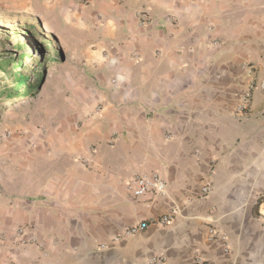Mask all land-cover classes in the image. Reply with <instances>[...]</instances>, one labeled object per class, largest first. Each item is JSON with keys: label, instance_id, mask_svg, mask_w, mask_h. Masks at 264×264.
Returning <instances> with one entry per match:
<instances>
[{"label": "crops", "instance_id": "0c3cea01", "mask_svg": "<svg viewBox=\"0 0 264 264\" xmlns=\"http://www.w3.org/2000/svg\"><path fill=\"white\" fill-rule=\"evenodd\" d=\"M135 1L91 25L64 112L14 162L0 264H264V0ZM151 172L167 195L134 197Z\"/></svg>", "mask_w": 264, "mask_h": 264}, {"label": "rangeland", "instance_id": "374dc122", "mask_svg": "<svg viewBox=\"0 0 264 264\" xmlns=\"http://www.w3.org/2000/svg\"><path fill=\"white\" fill-rule=\"evenodd\" d=\"M135 6V0H0V65L10 63L0 69V85L19 71L13 63L22 55L34 85L32 95L0 97V197L21 152L34 150L39 137L52 131L53 117L64 112L71 75L81 63L77 55L94 37L91 25L103 27L115 9Z\"/></svg>", "mask_w": 264, "mask_h": 264}, {"label": "built area", "instance_id": "2783aa9c", "mask_svg": "<svg viewBox=\"0 0 264 264\" xmlns=\"http://www.w3.org/2000/svg\"><path fill=\"white\" fill-rule=\"evenodd\" d=\"M142 20L146 22L147 17L145 15H142ZM246 71L248 74V77L250 78V82L248 85L247 90L244 92L240 99V103L237 107V112L241 115L246 114L249 112L250 105L252 103L253 93L256 89L255 84V70L254 67L250 64L246 65ZM129 187L132 191V194L136 198H140L142 196H146L148 194H151L156 197H165L168 193V188L165 180L162 178V176L158 172H151L149 174H143L140 176H137L130 184ZM204 195H207L210 193L209 186H205L202 190ZM173 212L168 213L164 215L160 222L163 224H167L170 222V220L173 217ZM148 227V224L146 222H142L141 224L134 226L131 228L129 234L135 235L138 232L146 229ZM209 238L213 241H221L225 243L227 241V236H225L222 232H220L216 228H210L209 230Z\"/></svg>", "mask_w": 264, "mask_h": 264}, {"label": "trees", "instance_id": "16d2710c", "mask_svg": "<svg viewBox=\"0 0 264 264\" xmlns=\"http://www.w3.org/2000/svg\"><path fill=\"white\" fill-rule=\"evenodd\" d=\"M25 55L18 58L17 62L13 63V67L19 69L18 72L10 73L9 80L3 82L0 85V97L1 99H8L12 101L18 97H23L26 95H32L34 93V85L30 83L29 77L25 75L24 68ZM7 63V64H6ZM9 62H2L0 69H8ZM2 81H0L1 83Z\"/></svg>", "mask_w": 264, "mask_h": 264}]
</instances>
